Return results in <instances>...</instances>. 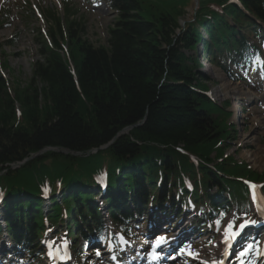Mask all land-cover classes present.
<instances>
[{"label":"trees","instance_id":"trees-1","mask_svg":"<svg viewBox=\"0 0 264 264\" xmlns=\"http://www.w3.org/2000/svg\"><path fill=\"white\" fill-rule=\"evenodd\" d=\"M107 2L117 18L106 45L86 38L85 18L68 3L63 16L45 12L49 42L37 30L40 59L27 88L11 90L0 59V108L8 114L0 118L2 216L11 243L32 254L49 227L80 257L87 237L100 234L106 223L96 192L105 174L102 202L121 225L152 201L162 211L166 205L177 209L175 192L187 182L195 186V198L212 208L227 201L240 207L248 199L244 181L264 182V172L229 154L237 133L230 105L210 99L209 78L190 54L200 44L203 58L232 75L259 53L264 0H198L185 27L179 19L188 0ZM45 148L84 157L50 152L11 169ZM45 192L51 195L48 217L41 213ZM129 203L135 208L122 213Z\"/></svg>","mask_w":264,"mask_h":264},{"label":"rangeland","instance_id":"rangeland-1","mask_svg":"<svg viewBox=\"0 0 264 264\" xmlns=\"http://www.w3.org/2000/svg\"><path fill=\"white\" fill-rule=\"evenodd\" d=\"M72 2L75 4L76 8L79 9V16L83 15L87 22L86 38L95 45H106L108 30L114 25L116 14L102 3L90 4L84 0H72ZM149 2H154V0H149ZM197 2L198 0H188V3H186L183 8L184 16L179 19L182 27H185L186 24L191 22L195 17ZM63 6V0H0V10L2 7L3 9L5 8L6 15L5 23L3 26L0 25V44H4L10 37L14 39L13 45L10 47L3 45L0 50L1 54L4 55V58L0 56L1 62L4 61L7 65L6 68L3 67L4 69H2V76L11 87V90L14 89L16 91L27 88L33 79L34 63L40 59L39 44L36 42L38 35L35 33V30H46L47 27L42 16V10L52 9L62 13ZM177 7L179 8V6ZM205 37L207 36L205 35ZM202 49L203 47L199 44L198 48L190 52V54L193 53L197 56L196 60L201 67L200 71L209 78L208 86L210 88L211 97L219 104L229 103V111L233 112L232 119L237 125L235 139L231 140L228 151L230 154H233L236 160L243 161L254 171L262 173L264 172V126L260 127L259 125L261 121L264 122V68L258 72L253 69L249 72L250 74L248 76H241L244 78L243 81L233 83L227 79L225 74L212 67L210 63L202 57V54H200ZM233 87H239V89H243L244 91L249 90L255 93V95L263 98L251 103L246 99L244 100V96H239L237 92L234 95L231 94L230 90ZM243 90H241V92H243ZM42 107L43 110L46 109V107L47 111L50 109L49 105L45 104V102H42ZM15 108L19 116L21 105L17 104ZM247 108L249 114L246 112ZM241 109H244L245 117L238 120L236 116L241 115ZM39 110L42 109L40 108ZM80 111L86 115L84 109ZM4 115L8 116V114L0 108V118ZM105 149L106 148L102 150ZM47 153L50 152L41 155H46ZM259 157L262 161H259ZM50 162L51 160L47 161L46 165L49 166ZM128 194L131 195L130 193ZM49 204L50 202L46 203V205H42L41 213H44L43 210L45 211V209L46 211L48 210ZM238 216L239 215L231 213L223 220H218L220 223H218V221L214 222L215 227L213 231L203 237L207 238L211 236L210 241L201 242L199 244L191 243L189 246H184V250L191 251L197 255L196 258H193L187 255V253L183 254L184 258L181 260L182 264H189L191 261H193L192 264H200L205 260V252L210 251L214 246H216V250H220L225 239L223 229L226 227L227 220L235 219L236 223L239 224L243 222L244 219H240ZM164 217L167 219L171 218L168 216ZM248 220L255 221L256 216L252 215ZM140 222L142 223V221ZM175 225L173 224V226ZM161 228L164 230L165 226L162 225ZM209 228L210 226L207 227L208 230ZM171 237H169V239ZM5 238L6 234L2 235V239L5 240ZM158 238L159 237L154 238L153 243ZM203 238L200 240H204ZM0 242H2V240H0ZM143 242L144 241L141 240L135 243L134 246H130V250H132L133 247L136 249L139 244ZM53 251L54 249H51L48 255H51ZM102 254L99 256L94 254L88 255L86 263L105 264V258L111 256V251L107 253L102 252ZM133 254L135 255V252ZM12 263L18 264V262L15 261H12Z\"/></svg>","mask_w":264,"mask_h":264},{"label":"snow or ice","instance_id":"snow-or-ice-1","mask_svg":"<svg viewBox=\"0 0 264 264\" xmlns=\"http://www.w3.org/2000/svg\"><path fill=\"white\" fill-rule=\"evenodd\" d=\"M262 68H264V62H262ZM253 199H255V195H253ZM225 215L226 214H222ZM218 223H220L218 221ZM255 221H250L247 218H244L243 222L237 224L235 219L232 220H227V224L226 227L223 229L224 231V236H225V240L223 241L225 244H231L232 242H235L243 233L244 229L246 227L249 226V224H255ZM168 243V240L166 237H159L155 242H154V247L155 248H160L163 245H166ZM253 249V245L252 244H248L244 247V250L242 252H240V256H246L248 255L251 250ZM180 254L183 255L185 254V250L181 249L180 250ZM97 255H99V253H97ZM187 255L192 256L193 258H196L195 253H192L191 251L187 252ZM159 255L158 254H153V259H159ZM222 264V262H221Z\"/></svg>","mask_w":264,"mask_h":264},{"label":"water","instance_id":"water-1","mask_svg":"<svg viewBox=\"0 0 264 264\" xmlns=\"http://www.w3.org/2000/svg\"><path fill=\"white\" fill-rule=\"evenodd\" d=\"M197 5V4H196ZM144 122H142L143 124ZM142 124H137L135 126H131V127H128L126 129H124L121 134H128L130 130H132L133 128H138V127H141ZM106 148V147H105ZM101 149H104V148H101ZM98 151L97 150H93L92 153H96ZM46 152H54L56 154H62V155H66V156H73V157H83L84 155L82 153H79V152H72L70 150H62V149H58V148H45L44 150H42L40 153L38 154H34L32 155L29 159H26L25 161L23 162H20L18 164H14L13 166H11V169H16V168H19L21 166H23L25 163H27L28 161L30 160H33L34 158L38 157L39 155L43 154V153H46ZM90 155V152L89 154H87V156Z\"/></svg>","mask_w":264,"mask_h":264},{"label":"bare ground","instance_id":"bare-ground-1","mask_svg":"<svg viewBox=\"0 0 264 264\" xmlns=\"http://www.w3.org/2000/svg\"><path fill=\"white\" fill-rule=\"evenodd\" d=\"M241 90L243 89H239V87H233L231 88L230 92L231 94H236V92L238 93L239 96H244V100H258L260 98V96L255 95L254 93L250 92V91H244L241 92ZM260 127L264 126V122H260ZM259 161H262V159L259 157ZM217 251H213L211 250V255L209 257V259H206L203 264H214L215 263V259L217 258Z\"/></svg>","mask_w":264,"mask_h":264}]
</instances>
